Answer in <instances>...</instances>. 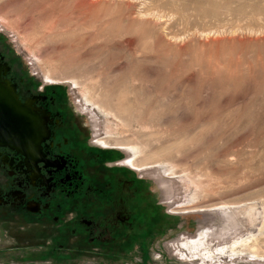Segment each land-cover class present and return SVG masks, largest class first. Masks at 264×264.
Here are the masks:
<instances>
[{
    "label": "rangeland",
    "instance_id": "1",
    "mask_svg": "<svg viewBox=\"0 0 264 264\" xmlns=\"http://www.w3.org/2000/svg\"><path fill=\"white\" fill-rule=\"evenodd\" d=\"M0 49L140 181L151 236L105 261L0 217V264H264V0H0Z\"/></svg>",
    "mask_w": 264,
    "mask_h": 264
},
{
    "label": "flooded vegetation",
    "instance_id": "2",
    "mask_svg": "<svg viewBox=\"0 0 264 264\" xmlns=\"http://www.w3.org/2000/svg\"><path fill=\"white\" fill-rule=\"evenodd\" d=\"M0 65L2 76L14 84L19 100L35 110L43 130L34 153L0 145V217L43 224L33 229L34 235L73 252L99 250L119 257L132 244L145 250L151 239L150 214L140 181L100 153L88 157L83 136L62 110L57 91L18 77L1 49ZM101 143L107 146L105 140ZM125 164L134 167L129 159Z\"/></svg>",
    "mask_w": 264,
    "mask_h": 264
},
{
    "label": "water",
    "instance_id": "3",
    "mask_svg": "<svg viewBox=\"0 0 264 264\" xmlns=\"http://www.w3.org/2000/svg\"><path fill=\"white\" fill-rule=\"evenodd\" d=\"M42 133L35 110L19 100L14 84L2 76L0 65V145L31 154L39 149Z\"/></svg>",
    "mask_w": 264,
    "mask_h": 264
},
{
    "label": "crops",
    "instance_id": "4",
    "mask_svg": "<svg viewBox=\"0 0 264 264\" xmlns=\"http://www.w3.org/2000/svg\"><path fill=\"white\" fill-rule=\"evenodd\" d=\"M122 250L123 249H120V252ZM64 251H63V253L61 255L60 254L53 253V255L47 256V257H49V260H48L47 263L52 264L51 262H53V260L56 261V259L59 260L60 258L63 259V260H66V261H67V259L70 260V261H72V260H77L78 258H83V255H81V254H74V253H71V251H66V253H65ZM93 254H94L95 257L102 258V260H105V261H107L106 259H111V260H118V259H120V258H118V256H110V254H109V256L108 255H104L102 253H97V252H94Z\"/></svg>",
    "mask_w": 264,
    "mask_h": 264
},
{
    "label": "bare ground",
    "instance_id": "5",
    "mask_svg": "<svg viewBox=\"0 0 264 264\" xmlns=\"http://www.w3.org/2000/svg\"><path fill=\"white\" fill-rule=\"evenodd\" d=\"M225 245V244H224Z\"/></svg>",
    "mask_w": 264,
    "mask_h": 264
}]
</instances>
